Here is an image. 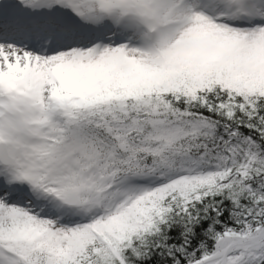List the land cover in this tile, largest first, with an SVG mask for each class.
I'll return each instance as SVG.
<instances>
[{"label": "snow or ice", "instance_id": "1", "mask_svg": "<svg viewBox=\"0 0 264 264\" xmlns=\"http://www.w3.org/2000/svg\"><path fill=\"white\" fill-rule=\"evenodd\" d=\"M0 264H264V0H0Z\"/></svg>", "mask_w": 264, "mask_h": 264}]
</instances>
